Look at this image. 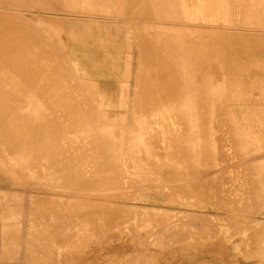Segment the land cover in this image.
<instances>
[{"label": "bare ground", "instance_id": "6f19581e", "mask_svg": "<svg viewBox=\"0 0 264 264\" xmlns=\"http://www.w3.org/2000/svg\"><path fill=\"white\" fill-rule=\"evenodd\" d=\"M79 7L90 13L74 12ZM79 40H91L87 67L93 66L94 76L82 62ZM245 45H253L251 51ZM123 56L128 76L135 58L133 89L108 79L122 70ZM76 70L87 79L79 80ZM232 151L235 158L220 160ZM200 155L206 161L197 164L205 167L200 172L210 169L214 155L217 164L228 161L231 169L238 163L244 172L236 175L233 168L243 177L233 184L236 190L264 189V0H0V206L27 205L32 226H25L26 235L33 230L24 253L18 228L19 235L3 231L0 264H64L67 251L90 242L91 226H112L108 219L116 216L142 221L148 241L170 229L204 231L197 220L208 213L196 212L190 223L191 211L172 207L173 201L152 206L146 196L160 188L154 173L170 168L180 172L179 179L167 180L170 195L184 203L193 199L186 194L190 186L176 184L188 181L183 173ZM116 184L117 195L110 192ZM249 195H232L233 204L254 202ZM183 222L191 224L188 230Z\"/></svg>", "mask_w": 264, "mask_h": 264}, {"label": "rangeland", "instance_id": "374dc122", "mask_svg": "<svg viewBox=\"0 0 264 264\" xmlns=\"http://www.w3.org/2000/svg\"><path fill=\"white\" fill-rule=\"evenodd\" d=\"M85 8H83V11H82V7H79V8H77V9H75V11L74 12H76V13H90V11L88 12V11H86V10H84ZM80 11H82V12H80ZM86 11V12H85ZM115 11V10H114ZM92 13V12H91ZM114 13V12H113ZM126 14V13H125ZM119 23L122 25L123 24V22H120L119 21ZM92 30L94 29V26H91L90 27ZM96 28V27H95ZM123 31V30H122ZM249 34H251V33H249ZM199 40V39H198ZM204 41V40H203ZM202 42V38H200V40H199V43L200 44H202L201 43ZM204 43V42H203ZM89 44V45H88ZM246 44H248V42H246ZM250 44H252V43H250ZM90 45H91V40H90V42H87V41H85V40H79V44L77 45L76 44V46H77V48L80 50V52L81 53H83V55H85L86 57H83V61L82 62H84L85 63V66L87 67V64L89 63V59H90V57H89V55H90ZM249 45V44H248ZM244 46V45H243ZM246 47L245 48H247L248 50L250 49V51H251V47L253 46V45H250V47L249 46H247V45H245ZM261 47H262V45H261ZM91 49H93V48H91ZM246 49V50H247ZM94 51H95V48H94ZM242 52H243V49L241 50ZM250 51H249V53H250ZM127 53H129L130 51L129 50H127L126 51ZM245 52V51H244ZM132 56H136V50H135V54H132ZM261 57V56H260ZM134 62H133V67H132V69H131V71H130V73H132V74H130L129 76L126 74V73H124L123 72V70H124V68H125V63L124 62H126V60H125V57L123 56V61H122V70L120 69L119 71L118 70H116L115 72H111V78L110 77H108V79H111V84H113V85H115V86H120L121 84H124L125 82L127 83V86H129L131 89H133V86H132V84H134V80H133V77H134V73L137 71L136 69H134V67L136 66V64H135V58L134 59H132ZM90 61H92L91 59H90ZM263 63V62H262ZM78 66V65H77ZM84 66V67H85ZM153 68H154V65L152 66ZM261 67V66H260ZM88 68V67H87ZM90 76H94V70L95 69H93V66L90 64ZM88 68V69H89ZM150 69L149 70V73L151 74V70H152V74L150 75L152 78H154L155 76V73H154V71H155V69ZM73 69H75V68H73ZM75 72V71H74ZM75 74L77 75V77L79 78V80H81V79H87L86 77H83V73L81 72V70H80V72H78L77 70H76V72H75ZM92 74V75H91ZM114 75H116V76H114ZM132 78V79H131ZM155 79V78H154ZM145 80V79H144ZM133 81V82H132ZM261 81V80H260ZM137 82V81H136ZM140 82V81H139ZM138 82V83H139ZM145 83H146V85L149 87V85H148V82L145 80ZM136 84V83H135ZM139 85L141 86V84L139 83ZM144 86V85H143ZM141 87V88H144L143 89V92L144 93H146L145 91H147L148 93H149V90H148V88H147V86L145 87ZM129 88V89H130ZM141 88H139V89H141ZM252 88V87H251ZM260 88V87H259ZM146 89V90H145ZM142 90V89H141ZM261 90V89H260ZM140 91V90H139ZM250 91V90H249ZM132 92V91H131ZM251 92H252V89H251ZM259 92H261V91H259ZM144 93H142V91L140 92V94L142 95L143 94V96L145 95ZM250 93V92H249ZM145 96H148L147 94L145 95ZM251 97V94H250V96H249V99H252V98H250ZM244 98V97H243ZM118 99H120V97H118ZM260 100H261V98H260ZM243 101H244V99H243ZM242 101V102H243ZM252 101V100H251ZM247 102V101H246ZM244 103V102H243ZM242 103V104H243ZM249 103V106L251 107V102H248ZM251 103V104H250ZM261 103V102H260ZM245 104V103H244ZM246 106H248V104H245ZM119 110H122V109H118L115 113H118V114H120L121 112H118ZM68 114L69 113H67L66 114V116H68ZM75 113H73L72 112V114H69V115H74ZM235 128V127H234ZM234 130L235 129H233V132H234ZM236 132V131H235ZM233 136H235V135H233ZM235 138V137H234ZM235 145V144H234ZM235 147V146H234ZM233 150H234V148H233ZM233 151H232V153L229 155V156H226V155H220L221 157H220V160L222 159L223 160V158H225V159H227V157H229L230 159H233V158H235V154H233ZM219 155V154H218ZM218 155H217V157H218ZM203 156V155H202ZM201 155L200 156H197V157H195V159L197 158H199V157H201V158H203ZM226 156V157H225ZM230 156H233L232 158L230 157ZM177 157V155H175V157H173L174 159ZM205 157H206V155H205ZM208 157V156H207ZM206 157V158H207ZM211 157H215L216 158V156H211ZM211 157H209L210 158V160H209V162H212V165H211V163H207L208 165L206 166V167H208V166H210V169L209 168H206V170H204L205 169V167L203 166L204 165V162H206V161H204L203 159H201V158H199V160H192V162H193V164L195 165L194 167H193V169L192 170H189V172H185V173H183L185 176H186V180H188V181H182V182H178L176 185L177 186H180V185H182V184H186L185 186H187L186 187V189H188V186H190L189 188H191V189H189V190H186V192L187 191H189V193H186V194H188L187 196H190V197H187L186 195V197L187 198H190L191 199V197H193V199L195 198V200H197V202L196 201H194L193 199H191L189 202H187V203H184L183 201H181V199H179L178 197H177V199H176V197H173V196H171L170 195V192H168V179H173V180H176V179H179V176H178V174H180V172L179 171H177L178 173H175L176 171L175 170H173V172H171V171H169L170 170V168H169V170H166V171H163V172H160V173H154L155 174V176L156 177H159L160 178V181H161V183H159L158 184V187H160V188H155L153 191H151V192H149V193H147L146 194V196L147 197H149L150 198V204H152V206H158V207H162L163 205H165V204H168V201H173V202H175V204H171L170 203V205H173L172 207H175V208H179V209H181V210H184V211H191V214L190 215H193V217H191V216H189V219H190V221L188 220V222H192L191 220H192V218H194V216L196 215V212H201V214L202 213H204L205 215L208 213V217L211 219L210 221H215L216 223H215V225H214V222L212 223H210L209 221L205 224L204 223V221L206 222V220H209V218H207V215L206 216H204V218H205V220H204V218H202L203 219V221H201V223H200V220L198 221L197 220V223H198V226H200V224H201V228H203L204 227V225H205V229H204V231H203V229L201 230V232L200 231H198V230H196V229H198L199 227H196L195 225H197V223H195V228H193L192 226V228L193 229H191V227H190V229H189V225H191V224H189V223H186L187 221H186V219H184L183 217H185V216H182L181 217V219H184V221H186L185 223L188 225V228H186L187 226H185V223L183 224L184 226H183V229H189L188 231H186V234H188L187 232H189L190 233V235L191 234H193L192 233V231L193 232H195L194 234V236L192 235V236H188V237H183L182 238V240L183 239H185V240H187V241H192V243H195V244H197V243H199V241H201V240H203L204 239V242H206V244L207 245H209V244H212L214 241H220V243H221V245L223 246V247H225V248H227L228 246H230L231 245V242H232V240L233 241H235V243H237V241H238V244H236L237 246H239V248H240V250H239V248H237V251H238V254L241 256H244L248 261H254V262H256V261H259L261 264H264V228H263V226H264V200L263 201H261V202H263L262 204H263V206L261 207L260 205H259V203L260 202H258L259 201V198L261 197V195H262V199H264V189H259L258 188V186H257V192H255V190H254V186L252 187V188H250L251 186V184L249 185L250 187H247L246 185V188H250V190L249 189H246L245 188V186L244 187H241V188H239V190H238V188H237V190H238V196H243V195H247L248 194V196H250L249 194H251V196H253V197H251V199H254L255 201L253 202V201H250V200H247L248 202H242V203H240V204H233V203H236L235 201L233 202L232 200V195H233V197H238L237 195H235V194H233V193H236L237 192V190L234 188L235 186L233 185L234 183H236V180L237 179H243V175H242V173H244V172H239V169L238 168H236V167H238V165L235 167L234 166V164H232V166H233V168H235V170H236V173H237V171H238V173L236 174V175H238L239 173L242 175L241 176V178L239 177L240 176V174H239V176H235V171L234 172H232L233 171V168L231 167V169H230V164L228 163V159L227 160H225V162L226 163H228L227 165H228V167H226L225 166V168L228 170V169H230V170H226V169H222V170H218V168H211L212 166H215L217 163H218V158H214L215 159V161H213L214 159H212ZM256 157V156H255ZM181 157H179V158H177L176 160H181L180 159ZM173 159V160H174ZM205 159V158H204ZM212 159V160H211ZM173 160H171V161H173ZM176 160L174 161V165H176L177 163H175L176 162ZM188 159H186V161H187ZM190 160V159H189ZM221 160V161H222ZM237 160V158L236 159H234V161H236ZM170 161V162H171ZM182 161V160H181ZM180 161V163H181V165H182V162ZM229 161H231V160H229ZM233 160L231 161V163H233L234 162ZM245 161V160H244ZM254 161V160H253ZM167 162H169V161H167ZM184 162H185V160H184ZM183 162V163H184ZM190 162V161H189ZM189 162H187V163H189ZM192 162H191V164L190 165H192ZM213 162H214V165H213ZM220 162V161H219ZM224 162V161H223ZM222 162V163H223ZM248 162V161H247ZM249 162H250V160H249ZM165 163V162H164ZM179 163V164H180ZM196 163V164H195ZM198 163H200V164H203L201 167L202 168H204L203 169V171L204 172H200V171H202V170H200V166L199 165H197ZM225 163V164H226ZM210 164V165H209ZM224 163L221 165V162H220V164H217L218 165V167H219V165L220 166H222L223 167V165H225ZM236 164H238V163H236ZM235 164V165H236ZM248 164V163H247ZM184 165H185V163H184ZM197 165V166H196ZM216 165V166H217ZM171 166V165H170ZM188 166H189V164H188ZM190 167H192V166H190ZM201 168V169H202ZM220 168V167H219ZM209 170V171H208ZM169 171V172H168ZM175 171V172H174ZM246 175V174H245ZM236 178H235V177ZM237 177H239V178H237ZM258 177H260V176H257V178ZM245 178L246 177H244V180H245ZM261 178V177H260ZM259 178V179H260ZM259 179L257 180V181H255V182H258V184H259V182L260 181H264L263 180V178L259 181ZM256 180V179H255ZM253 182H254V180H252ZM189 183H190V185H189ZM231 183H232V185H231ZM239 183V182H238ZM264 183V182H263ZM256 184V183H255ZM257 184V185H258ZM260 184H261V182H260ZM183 185V186H184ZM231 185V186H230ZM236 185H237V183H236ZM253 185H254V183H253ZM263 185V184H262ZM220 186H223L222 188H223V191L221 190L222 188L220 187ZM237 186H239V184L237 185ZM261 186V185H260ZM119 186H118V184H116V185H114L113 187H112V190L110 191V192H114L115 193V195H117V188H118ZM232 187V188H231ZM182 189H183V187H181ZM185 188V187H184ZM221 188V189H220ZM234 188V189H233ZM262 188V187H261ZM263 188H264V186H263ZM159 189V190H158ZM220 192H219V191ZM185 190H182L180 193H183ZM250 191H251V193H250ZM253 191V192H252ZM167 193H169V194H167ZM203 193V194H202ZM184 194H185V192H184ZM118 195H119V193H118ZM168 195H170V196H168ZM260 195V196H259ZM182 194H180V198H184L185 196H183ZM196 196V197H195ZM256 196H259V198L258 199H256ZM227 197V198H226ZM103 198V197H102ZM104 199V198H103ZM246 199H249V198H246ZM245 199V200H246ZM221 200H223V201H221ZM116 201V200H115ZM114 201V202H115ZM200 201V202H199ZM251 203H250V202ZM203 202V203H202ZM125 203H127V202H125ZM205 203V204H204ZM214 203H216L217 205H222L221 207L222 208H220L219 206H217V207H215V205L216 204H214ZM2 204H3V206H5V207H2ZM1 204V209H2V211L3 210H7V213H5L4 211V213L5 214H2L1 212H0V223L1 224H3V225H0V235L1 234H3V231L5 232V233H8V232H12V229L14 230V229H17V232L18 231H20L19 233L22 235L21 237H19V239L17 240V238H18V233L15 231V234H18L16 237V240L17 241H22V243H23V252L22 253H24L25 252V245H24V243H27L28 241L27 240H29V238H27V235L28 236H30V232H33V230H31V229H29L30 231L27 233V235H26V230H28V227L30 228V226H32L31 224H32V222L31 223H28V221L27 220H29L30 219V213L28 212L29 210H27L28 208V206L27 205H19V204H16V203H14L15 204V208H14V206H12V205H10V206H8L7 205V202H5V203H2ZM13 204V205H14ZM116 204V203H115ZM147 204V203H146ZM150 204H147V205H145V206H148V207H150L151 205ZM202 204H204L203 206H201ZM18 205H19V207H18ZM8 206V207H7ZM17 206V207H16ZM233 206L234 207H238L237 209H239V211L238 210H236V212H233L232 210H234L235 211V209L233 208ZM250 206V207H249ZM199 207V208H198ZM215 207V208H214ZM5 208V209H4ZM26 208V209H25ZM249 208H251L250 209V211H249ZM9 209H10V211H9ZM12 209H13V211H12ZM15 209V210H14ZM216 209H219V210H216ZM226 209H227V211H226ZM230 209H232V210H230ZM17 210V211H16ZM36 210V209H35ZM106 210H108V209H106ZM225 210V211H224ZM255 210V211H254ZM256 210H260V211H256ZM9 211V212H8ZM22 211V212H21ZM27 211V212H26ZM99 211V210H98ZM103 211H104V209H103ZM103 211H101V212H103ZM229 211H232V213L231 212H229ZM21 212V213H20ZM104 212H106L108 215H109V217H111L110 215L111 214H109L108 212L109 211H104ZM193 212H195V214H193ZM228 212V213H227ZM253 212H254V214H253ZM25 213V214H24ZM26 213H29V215L28 214H26ZM190 212H187V214H189ZM235 213V214H234ZM103 214V213H102ZM198 214V213H197ZM201 214H199L200 216H201ZM204 214H202V215H204ZM216 214V215H215ZM220 214L221 216H223V217H221L220 215L218 216V215ZM231 214V215H230ZM238 214V215H237ZM29 216V218H26V216ZM104 216H105V218L102 220V218H100V220L101 221H103V223L105 224V222H107L106 220L108 219V216H106L105 214H103ZM102 215V216H103ZM164 215V214H163ZM185 215V214H184ZM198 215V216H199ZM235 217H234V216ZM240 215V216H239ZM24 216H25V218H24ZM27 216V217H28ZM159 216V215H158ZM167 216V215H166ZM165 216V217H166ZM229 216V217H228ZM232 216V217H231ZM238 216V217H237ZM245 216L247 217L246 219H245ZM249 216V217H248ZM99 217H101V213H100V215H99ZM113 217V216H112ZM115 217V216H114ZM114 217H113V219H114ZM120 217H123V216H120ZM117 218V216L115 217V220L113 221V220H111V219H108V221L109 222H107L106 224L107 225H109L110 223H111V221L112 222H114L113 224L114 225H112L111 226V224L109 225V227L108 226H104V225H94V226H91L90 227V234H91V237L90 238H86L88 241H90L89 243L87 242V244L86 245H82L80 248H73V249H71L70 250V252L69 251H67V255L68 254H70V256H71V258L70 259H72V263L73 264H120V262H121V258H123V260H126L127 258H130V256H129V253L131 252V251H124V250H132V246H137L139 249L138 250H136V252H140V253H142V255L141 254H137L138 256H140L139 257V260L141 259L142 260V264H150V255H151V251L153 250V249H156V248H158V247H161V246H163L164 245V248H165V246L167 245V248H168V244L169 245H172V243H173V240H174V238H172V237H167V238H162V237H153L151 240H149L148 241V237L146 238V236H148V234L150 233H148L147 234V232L146 231H148V227H145V225H142V221H140L141 222V224L139 225L140 227H138L137 229H134V227H136L135 226V224L137 225V224H139V223H135V221L134 220H132V219H130V220H132V221H129V218H127L126 217V219H124V217H123V219H121V218ZM148 217V216H147ZM147 217L145 218V220L147 219ZM150 217V216H149ZM161 217H162V215H161ZM161 217L159 216V218L161 219ZM191 217V218H190ZM203 217V216H202ZM218 217V218H217ZM235 219H234V218ZM107 218V219H106ZM158 218V217H157ZM185 218H188L187 216L185 217ZM196 218H201V217H196ZM232 218H233V220H232ZM151 219V218H150ZM201 219V220H202ZM237 219V220H236ZM25 220V221H24ZM31 220V219H30ZM29 220V221H30ZM116 220H117V222H116ZM120 220H122V222L123 221H125L126 223H124V224H122V223H119V221ZM128 222H127V221ZM142 220H143V218H142ZM236 220V221H235ZM239 220H241V221H239ZM246 220V221H245ZM250 220V221H249ZM261 220V221H260ZM32 221V220H31ZM134 221V222H133ZM151 221V220H150ZM195 221H196V219H195ZM233 221V222H232ZM246 223H245V222ZM36 222V221H35ZM35 222H33V224H37V223H35ZM193 222H194V220H193ZM192 222V223H193ZM202 222H203V224H202ZM218 222V223H217ZM228 222H231V223H233L232 225H230L231 223H228ZM237 222V224H235ZM252 222V223H251ZM12 223V224H11ZM13 223H14V225H13ZM17 223V224H16ZM28 223V224H27ZM116 223H117V225H116ZM135 223V224H134ZM144 224H145V221L143 222ZM150 223V222H149ZM210 223V224H209ZM220 223V224H219ZM228 223V225H226ZM248 223V224H247ZM7 224V225H6ZM118 224H121V226H123L124 225V227H121L120 225H119V227H121L122 228V230H125L124 228L127 226V228L131 231V233H133L134 235H132L131 233H130V231L128 232L127 230H125V231H127L128 232V235H126L127 234V232H125V231H121V229L118 227ZM152 224V223H151ZM221 224H222V229H223V227H225L223 230L222 229H220L221 228ZM224 224H225V226H224ZM245 225V226H243L242 227V225ZM28 226V227H25V226ZM30 225V226H29ZM74 225V224H73ZM142 225V226H141ZM147 225H149V224H146V226ZM193 225V224H192ZM210 225V226H209ZM213 225V226H212ZM218 225V226H217ZM235 225H238V226H235ZM241 225V226H240ZM262 225V226H261ZM19 226V227H18ZM22 228H21V227ZM208 226V227H207ZM231 226V227H230ZM235 227V229H234V227ZM253 226V227H252ZM261 226V227H260ZM25 227V228H24ZM35 227H37V225L35 226ZM69 227H72V225H70ZM141 227H142V229H141ZM143 227H145V228H143ZM211 227L213 228L212 230H214V231H212L211 230ZM218 227V228H217ZM228 227V228H227ZM237 227V228H236ZM252 227V228H251ZM254 227H256V228H254ZM7 228V229H6ZM24 228V229H23ZM27 228V229H26ZM126 228V229H127ZM140 228V231L138 230ZM240 229V231H239V229ZM245 228V229H244ZM249 228V229H248ZM3 229V230H2ZM6 229V230H5ZM149 229H150V226H149ZM206 229H207V233H203V232H206ZM217 229V230H216ZM219 229H220V231H219ZM242 229V230H241ZM256 229V230H255ZM262 231H261V230ZM8 230V231H7ZM22 230V231H21ZM24 230V231H23ZM199 230H200V228H199ZM209 230L210 231H212V233H209ZM235 230V231H234ZM248 230V231H247ZM251 230V231H250ZM257 230H259V231H257ZM135 231H137L138 233L139 232H141V235H139V234H135L136 232ZM233 231L235 232V233H233ZM242 231V232H241ZM185 232V231H184ZM197 232V233H196ZM218 232H220V233H218ZM199 233H201L202 235L200 236V237H198L199 236ZM232 233V234H231ZM11 234H14L13 232L11 233ZM35 234V236L34 237H36V233H34ZM130 234V235H129ZM198 234V238L195 240V238H192V237H195L196 235ZM231 234V235H230ZM24 235L26 236V237H24ZM32 235V234H31ZM132 235V236H131ZM144 235H146L145 237H143ZM133 236H134V238H133ZM165 236V235H164ZM41 236H39L37 239L39 240V243H42L43 245H44V240H42V239H44V238H40ZM202 237V238H201ZM242 237H243V239H242ZM21 238V239H20ZM199 238H201L200 240H199ZM27 239V240H26ZM139 239V240H138ZM141 239V240H140ZM147 239V241H145V240ZM46 240V239H45ZM86 240V241H87ZM27 241V242H26ZM139 241H141V242H139ZM145 241V242H144ZM142 242H144V243H146L145 245H147V246H149V244H153V245H156V246H150V247H145V245L143 246L142 245ZM174 244V243H173ZM188 244V243H187ZM190 244V243H189ZM200 244H205V243H200ZM255 245V246H254ZM123 247V250H119V247ZM104 247L106 248V247H108L107 249H105L106 251H104L103 249H104ZM115 248L116 250H115V253L116 254H111V252H109V250H110V248ZM57 250H58V248H57ZM244 250V251H243ZM104 252L106 253V254H104ZM90 254V256H88ZM111 254V255H110ZM118 255H120V256H118ZM23 256V255H22ZM22 256H21V258H22ZM156 258V257H155ZM123 264H125V261L123 262Z\"/></svg>", "mask_w": 264, "mask_h": 264}, {"label": "crops", "instance_id": "0c3cea01", "mask_svg": "<svg viewBox=\"0 0 264 264\" xmlns=\"http://www.w3.org/2000/svg\"><path fill=\"white\" fill-rule=\"evenodd\" d=\"M177 231L178 232H175L174 229H170L169 231H161L156 236H154H163L162 238L172 237L174 238V244H168V248L167 245L165 246V248L163 245L161 247L153 249L150 255V264H261L259 261H248L244 256H240L237 251V248H239L240 245H236L238 244V241L237 243H235V241L232 240L231 245L227 248L223 247L220 241L217 240L209 245L204 242V239L195 244L192 243L191 240H182L183 237L190 236L189 234H186V232H181L179 230ZM156 245L149 244V246L146 247ZM107 248L108 247H104L103 250L106 251L105 249ZM131 248L132 250H124L127 252L131 251L129 253L130 258H127L126 260H123L124 257L121 258L120 264H123L124 261L125 264H142V260H139L140 256L137 255H142V253H140L139 251L136 252V250H138L139 248L137 246H132ZM115 250V248H110L109 252H111V254H116ZM119 250H123V247L120 246ZM104 254L106 253L104 252ZM88 256H90V254ZM70 258V255H66L64 264H73L72 259Z\"/></svg>", "mask_w": 264, "mask_h": 264}]
</instances>
